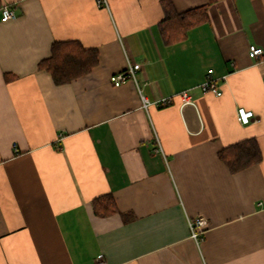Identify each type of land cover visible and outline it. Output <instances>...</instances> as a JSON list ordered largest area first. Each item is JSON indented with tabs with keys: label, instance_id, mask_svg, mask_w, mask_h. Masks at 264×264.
<instances>
[{
	"label": "crops",
	"instance_id": "0c3cea01",
	"mask_svg": "<svg viewBox=\"0 0 264 264\" xmlns=\"http://www.w3.org/2000/svg\"><path fill=\"white\" fill-rule=\"evenodd\" d=\"M163 1L177 14L207 3L1 0L0 264H264V55L248 56L264 53V0L218 1L170 44ZM4 6L15 17L1 22ZM56 41L95 49L97 65L54 85L37 65ZM128 64L136 83L115 87ZM209 70L220 96L200 90ZM247 139L262 159L231 174L217 154ZM104 195L117 212L98 217Z\"/></svg>",
	"mask_w": 264,
	"mask_h": 264
},
{
	"label": "trees",
	"instance_id": "16d2710c",
	"mask_svg": "<svg viewBox=\"0 0 264 264\" xmlns=\"http://www.w3.org/2000/svg\"><path fill=\"white\" fill-rule=\"evenodd\" d=\"M218 1L221 0H207L206 5L181 14L173 10L169 1H163L164 18L158 28L164 41L170 44L185 39L191 28L206 22L208 8ZM97 63L95 49L85 48L78 41H56L51 44L49 57L40 61L37 67L50 75L54 85L61 86L89 74ZM217 157L231 174L256 165L262 159L255 139H247L223 148ZM92 209L98 217H108L117 212L111 195L94 199Z\"/></svg>",
	"mask_w": 264,
	"mask_h": 264
},
{
	"label": "built area",
	"instance_id": "2783aa9c",
	"mask_svg": "<svg viewBox=\"0 0 264 264\" xmlns=\"http://www.w3.org/2000/svg\"><path fill=\"white\" fill-rule=\"evenodd\" d=\"M96 5L98 7H106L107 6V0H95ZM15 17V14L12 9L9 7H2L1 8V22H6ZM264 53L262 49L257 48L255 46H249L248 49V56L251 59L258 58L263 56ZM140 65L139 64H128L127 67L118 73H115L111 75L110 82L115 86L118 87L121 83L125 82L126 80H132L134 83H136L135 80V74L139 71ZM220 83H225V77H222L220 79ZM201 92L204 93H211L215 96H220V84H218V80L212 76V70L207 71L205 80L200 85ZM180 98L182 100V104H191L190 97L187 93H182L180 95ZM141 103L142 107L146 108L147 105H149L148 101L141 96ZM171 100L170 98H164L155 103V105L158 106H168L170 105ZM253 115L251 112H246L243 109H238L237 111V120L242 125L249 124L250 120L252 119ZM188 229L190 233V239L194 241L196 246H199V243L203 239V235L205 233L206 227H207V221L205 218L201 216H197L193 219H188ZM98 264H104L102 260L98 262Z\"/></svg>",
	"mask_w": 264,
	"mask_h": 264
}]
</instances>
